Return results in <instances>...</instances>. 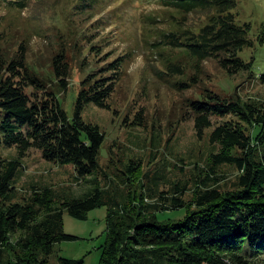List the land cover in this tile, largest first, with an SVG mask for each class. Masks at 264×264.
<instances>
[{
    "label": "trees",
    "instance_id": "trees-1",
    "mask_svg": "<svg viewBox=\"0 0 264 264\" xmlns=\"http://www.w3.org/2000/svg\"><path fill=\"white\" fill-rule=\"evenodd\" d=\"M4 1L19 8L28 5L27 0ZM152 1L187 14L214 9L216 13L198 32L165 33L167 40L161 44L183 50L193 67L214 58L229 74L250 71L264 84V61L256 63L254 55L250 60L240 55L256 41L264 46V22L253 39L252 25L238 23L232 11L237 0ZM27 50L22 44L11 57L0 35V145L17 147L20 156L39 149L49 162L72 165L76 179L90 182L91 189L67 196L33 186L28 196H22L15 185L21 160L0 154V264H54L56 244L78 238L65 232V212L84 220L102 206L107 207V239L99 264L264 263V104L215 92L192 100L198 136L211 129L210 142L217 147L208 157L210 172L195 186L191 204L183 199L188 185L174 183V194L168 196L158 190L160 177L154 175L149 190L155 194L148 198L158 203H150L142 192L119 193L112 185L118 182L111 178L108 186L101 184L97 174L106 136L99 124L83 116L88 104L109 107L128 58L119 56L87 74L70 118L60 97L70 87L66 54L59 52L53 58L55 85L41 99L35 90L43 89L46 79L26 64ZM186 72L187 66L177 59L162 68L171 77ZM177 82L185 88L183 81ZM224 165L238 172L228 189L218 188L222 181L218 170ZM140 168L136 159L126 161L119 179L133 184ZM58 263L85 264V260L58 256Z\"/></svg>",
    "mask_w": 264,
    "mask_h": 264
},
{
    "label": "rangeland",
    "instance_id": "rangeland-1",
    "mask_svg": "<svg viewBox=\"0 0 264 264\" xmlns=\"http://www.w3.org/2000/svg\"><path fill=\"white\" fill-rule=\"evenodd\" d=\"M27 1L25 8H19L0 0V35L4 46L11 57L22 44L28 49L26 64L46 79L41 85L44 88L35 90L41 99L55 85L53 58L59 52L66 54L71 70L70 87L60 97L70 118L74 116L73 103L87 74L119 56L128 58L109 107L88 104L83 110L84 119L99 124L106 136L97 174L101 184L108 186L111 178L118 182L112 185L119 193L142 192L146 201L158 203L156 198H148V194H155L149 186L152 177L158 175V190L165 195L174 194V183L188 185L190 189L183 199L191 204L195 186L210 172L208 157L217 149L210 142L211 129L203 137L198 136L192 100L215 92L222 97L264 104V84L255 73L242 71L231 75L214 58L196 68L183 50L161 44L167 40L165 33L198 32L215 10L187 14L152 0ZM232 11L238 23L252 25L251 36L256 40L264 22V0H237ZM240 55L246 60L254 55L256 63L263 62L264 46L256 41L254 47ZM170 59L187 66L186 74L164 75L162 68ZM178 80L185 83V88L179 87ZM0 154L6 159L21 160L15 185L22 196H28L33 186L53 188L67 196H79L91 189L90 182L76 179L72 165L49 162L39 149L32 148L20 156L17 147L3 144ZM133 158L140 162L141 168L133 184H125L119 176L123 175L125 162ZM237 174L233 166H222L217 174L222 180L218 188H231ZM64 230L78 238L56 244L51 260L54 264H59L58 256L84 259L85 264L100 263L107 239L106 206L91 210L84 220L66 211Z\"/></svg>",
    "mask_w": 264,
    "mask_h": 264
}]
</instances>
